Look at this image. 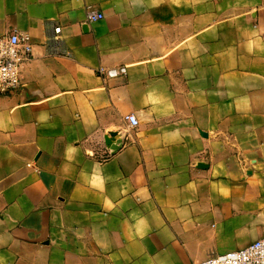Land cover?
I'll return each mask as SVG.
<instances>
[{
  "label": "crops",
  "instance_id": "crops-1",
  "mask_svg": "<svg viewBox=\"0 0 264 264\" xmlns=\"http://www.w3.org/2000/svg\"><path fill=\"white\" fill-rule=\"evenodd\" d=\"M14 32L33 58L0 95V264H200L264 239V0H0Z\"/></svg>",
  "mask_w": 264,
  "mask_h": 264
},
{
  "label": "built area",
  "instance_id": "built-area-1",
  "mask_svg": "<svg viewBox=\"0 0 264 264\" xmlns=\"http://www.w3.org/2000/svg\"><path fill=\"white\" fill-rule=\"evenodd\" d=\"M88 22L95 23L104 19V15L92 7L86 10ZM61 28L55 29L56 36ZM56 40V37L54 38ZM33 46L26 37L17 32L0 39V95H9L22 89V66L32 60ZM102 80H113L128 74L126 67L105 68L96 71ZM131 129L139 127L136 115L126 116ZM200 264H264V239L257 240L244 249L228 252Z\"/></svg>",
  "mask_w": 264,
  "mask_h": 264
},
{
  "label": "water",
  "instance_id": "water-1",
  "mask_svg": "<svg viewBox=\"0 0 264 264\" xmlns=\"http://www.w3.org/2000/svg\"><path fill=\"white\" fill-rule=\"evenodd\" d=\"M120 135L117 132H112L110 134V138L111 140L109 142H107V146L109 148L110 151V156H113L114 154H116L117 152H119L124 144V138L120 137L118 138Z\"/></svg>",
  "mask_w": 264,
  "mask_h": 264
}]
</instances>
